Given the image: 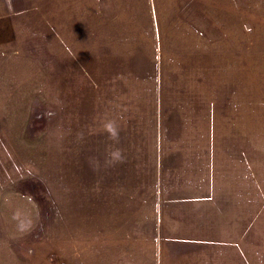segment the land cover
Listing matches in <instances>:
<instances>
[{
	"label": "rangeland",
	"instance_id": "obj_1",
	"mask_svg": "<svg viewBox=\"0 0 264 264\" xmlns=\"http://www.w3.org/2000/svg\"><path fill=\"white\" fill-rule=\"evenodd\" d=\"M0 264H264V0H12Z\"/></svg>",
	"mask_w": 264,
	"mask_h": 264
},
{
	"label": "crops",
	"instance_id": "obj_2",
	"mask_svg": "<svg viewBox=\"0 0 264 264\" xmlns=\"http://www.w3.org/2000/svg\"><path fill=\"white\" fill-rule=\"evenodd\" d=\"M16 30L12 18V0H0V46L12 43Z\"/></svg>",
	"mask_w": 264,
	"mask_h": 264
}]
</instances>
